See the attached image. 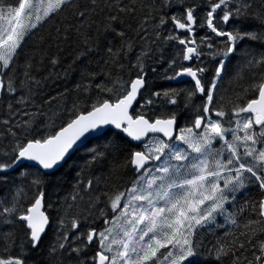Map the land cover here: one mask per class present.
Returning a JSON list of instances; mask_svg holds the SVG:
<instances>
[{
  "label": "snow or ice",
  "instance_id": "obj_1",
  "mask_svg": "<svg viewBox=\"0 0 264 264\" xmlns=\"http://www.w3.org/2000/svg\"><path fill=\"white\" fill-rule=\"evenodd\" d=\"M0 264H264V0H0Z\"/></svg>",
  "mask_w": 264,
  "mask_h": 264
},
{
  "label": "trees",
  "instance_id": "obj_2",
  "mask_svg": "<svg viewBox=\"0 0 264 264\" xmlns=\"http://www.w3.org/2000/svg\"><path fill=\"white\" fill-rule=\"evenodd\" d=\"M173 86H176V85H173Z\"/></svg>",
  "mask_w": 264,
  "mask_h": 264
}]
</instances>
